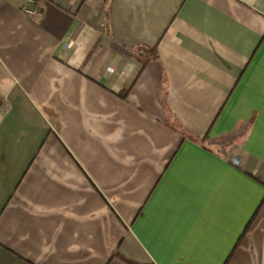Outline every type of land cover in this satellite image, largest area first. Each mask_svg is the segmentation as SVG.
<instances>
[{"label": "crops", "instance_id": "crops-1", "mask_svg": "<svg viewBox=\"0 0 264 264\" xmlns=\"http://www.w3.org/2000/svg\"><path fill=\"white\" fill-rule=\"evenodd\" d=\"M33 1L0 0V264H264V0Z\"/></svg>", "mask_w": 264, "mask_h": 264}, {"label": "built area", "instance_id": "built-area-1", "mask_svg": "<svg viewBox=\"0 0 264 264\" xmlns=\"http://www.w3.org/2000/svg\"><path fill=\"white\" fill-rule=\"evenodd\" d=\"M27 6H30V5H33L34 4V1L33 0H27L26 2ZM24 7L22 9V12L27 15V16H30V17H41L42 13L39 9H32V8H29V7Z\"/></svg>", "mask_w": 264, "mask_h": 264}, {"label": "trees", "instance_id": "trees-1", "mask_svg": "<svg viewBox=\"0 0 264 264\" xmlns=\"http://www.w3.org/2000/svg\"><path fill=\"white\" fill-rule=\"evenodd\" d=\"M154 51L155 50H148V52L146 53V55H148V57L144 58L143 64H145L147 61H149L151 59L156 58V53Z\"/></svg>", "mask_w": 264, "mask_h": 264}, {"label": "rangeland", "instance_id": "rangeland-1", "mask_svg": "<svg viewBox=\"0 0 264 264\" xmlns=\"http://www.w3.org/2000/svg\"><path fill=\"white\" fill-rule=\"evenodd\" d=\"M144 58H146V57H144Z\"/></svg>", "mask_w": 264, "mask_h": 264}]
</instances>
